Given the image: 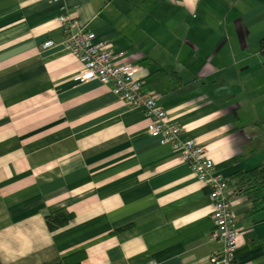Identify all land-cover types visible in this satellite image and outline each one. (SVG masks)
<instances>
[{
  "label": "crops",
  "instance_id": "1",
  "mask_svg": "<svg viewBox=\"0 0 264 264\" xmlns=\"http://www.w3.org/2000/svg\"><path fill=\"white\" fill-rule=\"evenodd\" d=\"M61 7L124 50L143 90L205 147L235 190L237 264H264V184L240 178L264 165V65L250 51L264 0H0L1 263L212 264L221 247L209 187L149 134L144 108L81 82ZM60 210L72 218L49 229Z\"/></svg>",
  "mask_w": 264,
  "mask_h": 264
},
{
  "label": "built area",
  "instance_id": "2",
  "mask_svg": "<svg viewBox=\"0 0 264 264\" xmlns=\"http://www.w3.org/2000/svg\"><path fill=\"white\" fill-rule=\"evenodd\" d=\"M69 13L66 7H61L59 20L65 32L63 44L83 65L81 82L98 81L108 85L129 106L144 108L151 121L149 134L158 138L161 144H170L178 149L180 160L210 189L214 223L210 236L221 244L211 255L212 264H237L239 230L232 210L235 190L230 188L229 179L216 170L215 162L204 146L192 137L183 136L181 126L170 120L168 111L157 97L143 90L144 82L135 75V67L118 60L125 55V51L113 53L107 42L98 41L93 31L80 25ZM55 45V40L48 39L42 47L49 49Z\"/></svg>",
  "mask_w": 264,
  "mask_h": 264
},
{
  "label": "trees",
  "instance_id": "3",
  "mask_svg": "<svg viewBox=\"0 0 264 264\" xmlns=\"http://www.w3.org/2000/svg\"><path fill=\"white\" fill-rule=\"evenodd\" d=\"M260 47V53L262 55L263 59V65H264V37L261 39L259 43ZM241 180H253V183L259 182V184H264V165L261 167H258L254 170L244 172L243 174L240 175ZM72 218L71 214L65 210H60L52 214H48L46 216V221L49 229L51 230H56L61 226L66 225L70 219ZM77 261L74 262V264H81L80 257H77ZM72 260V259H71ZM0 264L1 261H0ZM46 264H73L70 260L67 258L62 260V259H57L53 262H49Z\"/></svg>",
  "mask_w": 264,
  "mask_h": 264
},
{
  "label": "rangeland",
  "instance_id": "4",
  "mask_svg": "<svg viewBox=\"0 0 264 264\" xmlns=\"http://www.w3.org/2000/svg\"><path fill=\"white\" fill-rule=\"evenodd\" d=\"M258 50H259V45H257L256 47H254V46H251L250 47V51H251V54H254L255 52H258ZM237 51H240V50H238L237 49ZM244 53H246V52H244ZM235 54H243L242 52H235Z\"/></svg>",
  "mask_w": 264,
  "mask_h": 264
}]
</instances>
